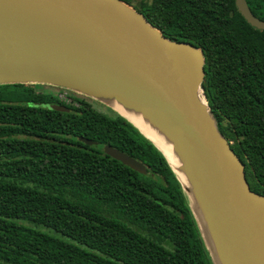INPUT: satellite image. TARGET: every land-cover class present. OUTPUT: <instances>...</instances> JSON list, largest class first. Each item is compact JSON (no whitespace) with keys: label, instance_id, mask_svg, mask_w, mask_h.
<instances>
[{"label":"trees","instance_id":"1","mask_svg":"<svg viewBox=\"0 0 264 264\" xmlns=\"http://www.w3.org/2000/svg\"><path fill=\"white\" fill-rule=\"evenodd\" d=\"M246 1L264 20V0ZM132 5L166 37L202 49L205 99L249 187L264 195V29L235 0ZM36 85L0 84V264H213L160 150L109 107ZM106 144L146 173L107 155Z\"/></svg>","mask_w":264,"mask_h":264},{"label":"water","instance_id":"2","mask_svg":"<svg viewBox=\"0 0 264 264\" xmlns=\"http://www.w3.org/2000/svg\"><path fill=\"white\" fill-rule=\"evenodd\" d=\"M235 4L247 23L264 29L246 0ZM204 63L200 47L166 37L123 0H0V84L62 87L123 116L176 174L213 264H264V195L251 190L217 126L203 94ZM114 103L171 145L178 165ZM103 151L146 173L116 147Z\"/></svg>","mask_w":264,"mask_h":264},{"label":"bare ground","instance_id":"3","mask_svg":"<svg viewBox=\"0 0 264 264\" xmlns=\"http://www.w3.org/2000/svg\"><path fill=\"white\" fill-rule=\"evenodd\" d=\"M117 111L121 112L123 115H125L127 118H129L134 124H136L142 132H144L148 137H150L152 140H154L160 148L163 150L165 155L167 156L169 162L173 166L178 165V160L174 153L172 152L171 145L166 143L158 133H156L153 129L149 127V125L141 118L140 115H136L134 113L128 112L124 110L120 105L114 103L112 105ZM181 180L185 182V179L181 173H178Z\"/></svg>","mask_w":264,"mask_h":264},{"label":"rangeland","instance_id":"4","mask_svg":"<svg viewBox=\"0 0 264 264\" xmlns=\"http://www.w3.org/2000/svg\"><path fill=\"white\" fill-rule=\"evenodd\" d=\"M139 0H132V4L134 3H138ZM37 90H41L43 92H48V93H54V94H58L61 97H66L67 100H70L69 98L71 97H78V98H82L86 101L89 102L90 105H92L93 108L99 109L101 111H106V112H110L105 106H103V104H101L100 102L84 96L82 94L73 92L71 90L62 88V87H57V86H51V85H45V84H37L36 85Z\"/></svg>","mask_w":264,"mask_h":264},{"label":"flooded vegetation","instance_id":"5","mask_svg":"<svg viewBox=\"0 0 264 264\" xmlns=\"http://www.w3.org/2000/svg\"><path fill=\"white\" fill-rule=\"evenodd\" d=\"M39 91H41V90H39ZM52 94H54V93H52ZM58 95V94H57ZM59 96V95H58ZM76 98H78V97H76ZM79 99H82V98H79ZM83 101H85V102H87V103H89L88 101H86V100H84V99H82ZM92 106V105H91Z\"/></svg>","mask_w":264,"mask_h":264}]
</instances>
